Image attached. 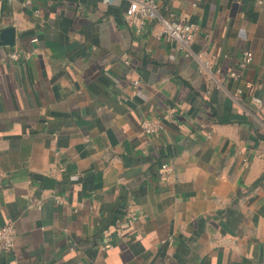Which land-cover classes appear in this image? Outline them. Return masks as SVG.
Masks as SVG:
<instances>
[{
    "label": "crops",
    "instance_id": "1",
    "mask_svg": "<svg viewBox=\"0 0 264 264\" xmlns=\"http://www.w3.org/2000/svg\"><path fill=\"white\" fill-rule=\"evenodd\" d=\"M156 2L211 71L131 0H0V264H264V0Z\"/></svg>",
    "mask_w": 264,
    "mask_h": 264
},
{
    "label": "built area",
    "instance_id": "2",
    "mask_svg": "<svg viewBox=\"0 0 264 264\" xmlns=\"http://www.w3.org/2000/svg\"><path fill=\"white\" fill-rule=\"evenodd\" d=\"M108 3H113L114 0H106ZM167 19L160 15L159 6L156 0H131L125 15L126 22L135 27L137 35H141L146 27L153 21L159 20L162 25L161 35L170 45H176L185 57H192L197 60L200 71H211L217 65V59L211 56L208 51L202 50L194 52L192 50V43L194 36L198 30V26L189 20L177 17ZM23 55L20 52H11L9 58L17 60ZM254 60V55L251 51H243L239 60V66L243 69L251 64ZM229 78H237L238 74L231 72L228 74ZM217 85L220 87L224 79L221 70L217 69V77L215 78ZM135 85L138 81L134 82ZM241 93L239 89L236 93L238 96ZM259 111L264 115V98L257 97L254 99ZM141 128L147 135H156L161 129V125L157 120L145 119L141 122ZM159 173L162 179H167L170 173V165L163 163L160 165ZM17 243V233L11 224L0 225V252L14 251Z\"/></svg>",
    "mask_w": 264,
    "mask_h": 264
},
{
    "label": "water",
    "instance_id": "3",
    "mask_svg": "<svg viewBox=\"0 0 264 264\" xmlns=\"http://www.w3.org/2000/svg\"><path fill=\"white\" fill-rule=\"evenodd\" d=\"M1 46H13L15 43V32L13 28H6L1 31L0 35ZM44 187L46 189H53L55 187V180L48 177H42Z\"/></svg>",
    "mask_w": 264,
    "mask_h": 264
}]
</instances>
